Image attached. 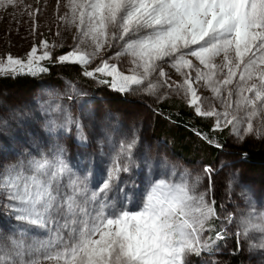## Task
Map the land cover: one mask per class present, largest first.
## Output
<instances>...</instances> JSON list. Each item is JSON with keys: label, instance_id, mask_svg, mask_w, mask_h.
Masks as SVG:
<instances>
[{"label": "snow or ice", "instance_id": "obj_1", "mask_svg": "<svg viewBox=\"0 0 264 264\" xmlns=\"http://www.w3.org/2000/svg\"><path fill=\"white\" fill-rule=\"evenodd\" d=\"M18 3L6 0V6ZM63 7L57 19L75 29L72 46L54 56L56 45L42 39L23 58L0 56V78L47 73L45 61L78 65L82 76L122 95L163 100L176 94L196 116L212 118L213 130L228 129L241 142L264 139V0H63ZM26 10L35 34L39 9ZM124 58L127 73L119 67ZM165 65L181 79L173 80ZM201 86L216 103L200 94ZM51 110L64 111L60 105ZM64 121L59 127L74 125L86 139L79 119L65 112ZM108 139L110 164L99 179L91 167L87 174L74 171L63 146L39 159L0 161V212L18 225L0 238V264H193L191 257L211 255L227 239L234 252L249 241L250 251L264 254V212L255 210L250 195L247 212L236 215L223 204L218 210L212 165L173 179L167 160L144 159L141 168L158 167L162 178L150 181L139 210L130 209L122 174L132 172L140 138L133 131L118 145ZM234 183L230 178L226 185L229 197ZM32 232L46 235L37 239Z\"/></svg>", "mask_w": 264, "mask_h": 264}, {"label": "rangeland", "instance_id": "obj_2", "mask_svg": "<svg viewBox=\"0 0 264 264\" xmlns=\"http://www.w3.org/2000/svg\"><path fill=\"white\" fill-rule=\"evenodd\" d=\"M28 5L32 10L39 9L35 18L38 25L35 34L33 20L26 10ZM56 8L57 0H39V3L37 0H22L15 7L6 6V0H3L0 3V56L11 54L23 58L42 39L56 45L52 49L54 56L67 51L73 44L75 29H66L57 19V15L66 11L63 0L59 13ZM43 63L49 68L47 73L35 77L21 75L14 79L5 78L11 80V86L4 84V78H0V161L7 163L30 157L39 159L41 154L51 156L56 146H63L65 159L74 171L87 174L91 167L99 179L102 173L106 174L112 155L108 138L111 137L118 145L122 139L131 138L135 131L140 138L133 154L135 165L131 173L122 174V181L128 185L125 203L130 209L139 210L150 181L162 178L158 167L153 171L141 168L143 160L150 159L157 165L167 160L169 172L174 166L176 176L173 179H179L185 171L195 177L202 173L205 165H212L217 170L215 198L218 210L223 204L227 212L236 215L247 212V196L250 195L257 202L255 210L264 212V163L249 160L243 150L244 147H264V139L249 136L241 142L225 129L226 144L215 155L211 153V146L202 140L192 155L180 154L175 149L173 123H167L163 134L156 131V118L162 115L158 105L172 100L186 104L179 95L170 94L163 100L142 93L122 95L82 76L78 65ZM194 63L198 65V61L194 60ZM119 67L127 73V58L121 61ZM165 69L173 80L181 79L167 65ZM22 81L25 82L20 83ZM198 90L202 96L216 103L208 89L201 86ZM56 105L64 111H52ZM65 112L70 113L73 119H79L85 140L79 138L74 125L59 127L65 124ZM208 119L213 122L212 118ZM230 178H234L235 183L229 197L226 185ZM92 180L90 175V183ZM243 190H246L245 195H242ZM215 223L219 226L220 222ZM17 226L15 220L0 212V238L7 237ZM230 227L235 231V225ZM45 235L30 233V237L37 239H43ZM253 237L259 239V233H253ZM248 244L249 241H245L242 251L234 252V241L227 239L220 242L219 250L211 255L193 256L191 259L193 264H205L206 261L234 264L238 255L242 264H264V254L250 251Z\"/></svg>", "mask_w": 264, "mask_h": 264}, {"label": "trees", "instance_id": "obj_3", "mask_svg": "<svg viewBox=\"0 0 264 264\" xmlns=\"http://www.w3.org/2000/svg\"><path fill=\"white\" fill-rule=\"evenodd\" d=\"M24 82L25 81H22L20 83ZM3 83L7 86L13 85L11 80L5 78L3 79ZM158 110L162 115H159L156 118V131L158 134H163L167 123H173L175 128L174 137L177 144L175 149L178 150L180 154L186 156L192 155L196 147H198V144L201 142L207 143L204 140L201 141V139L194 134L193 129L210 137L214 142L222 145L226 144L225 130H213V122L210 119L196 116L194 111L186 104L172 100L168 103L158 105ZM195 141L197 143H195ZM210 146L212 155H215L218 152V148L212 145ZM243 150L247 154L246 156L249 160L264 163V147H257L254 149L244 147ZM234 264H242L238 255L234 259Z\"/></svg>", "mask_w": 264, "mask_h": 264}]
</instances>
